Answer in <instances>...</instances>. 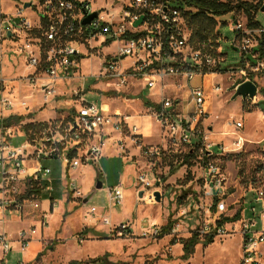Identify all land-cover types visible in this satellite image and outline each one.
Masks as SVG:
<instances>
[{
  "label": "built area",
  "instance_id": "2783aa9c",
  "mask_svg": "<svg viewBox=\"0 0 264 264\" xmlns=\"http://www.w3.org/2000/svg\"><path fill=\"white\" fill-rule=\"evenodd\" d=\"M14 1L12 12L0 9V225L6 222L5 217L9 214L21 215L27 208L42 211V218L37 227H20L15 237L4 229L0 231V264H10L15 243L20 251H25L38 236L43 246L46 217L53 213L59 202L55 181H59V195L65 200L82 201L86 198L72 173L100 160L103 146L113 130L120 131L127 124L134 140H141L139 126L129 125L120 112L111 113L87 100L85 89L81 87L70 91L75 101L72 106L62 110L56 118L43 121L39 130L30 129L33 138L27 136L20 124L6 123V119L16 116L22 117L21 123H27L31 113L29 99L39 92L43 93L44 103L62 97L58 95V86L65 87L71 79L82 77L80 67H74L85 56L80 46L98 38L116 42L115 53L103 62L100 75L120 88L128 83H138L142 86L138 94L144 93L151 102L145 104V115L156 121L164 143L161 147L142 148L138 144L149 159V165H155V158L162 155L196 152L205 173L204 194L211 199L209 212L215 211L222 216L228 209L224 199L226 187L223 186L227 180L228 155L255 150L254 159L261 165L258 181L249 184L240 209L232 217L224 216L227 219L223 223H220L222 217L213 225L204 223L196 233L214 237L238 232L241 237L240 264H264V137L258 141L247 140L243 135V120L231 114L224 117L226 122L223 123L231 131L221 134L232 135L235 139L229 145L214 142L212 137L216 133L209 122L213 117L212 93L220 92L222 87L207 83V79L225 73L230 80L229 86L236 90L241 83L254 81L253 75L264 71V58L256 51L259 38L264 34V25L260 22L258 27H250L245 20L233 21L231 30L235 37L231 47L240 55V60L226 70L223 68L226 54L222 44H211L210 48L206 44L199 48L193 46L183 9L170 0H105L108 8L97 9L93 7L97 0ZM28 2L30 6L25 7ZM26 9H33L35 18L28 16ZM93 12L96 16L89 23H83ZM140 18L142 22L136 25ZM5 41L10 44V51L24 57L26 72L15 78L5 75L3 59L8 52L3 45ZM125 59H130V63L123 67ZM194 78L199 79L198 83L192 84ZM16 82L22 91H16ZM185 91L188 98L184 97ZM244 100L256 106L258 97ZM224 118L214 117L220 121ZM262 118L264 120V112ZM16 132L19 137L25 136L18 147L11 143ZM54 160L61 164L62 171L57 178L53 176L54 167L47 164ZM137 182L144 190L152 187L148 172H139ZM35 184H45L43 192L27 195L28 188ZM248 192H252L253 200L260 205L258 216L256 206L246 204ZM108 196L111 207L121 204L123 187L110 188ZM147 197L154 199V192ZM44 198L49 201L45 209L42 208ZM85 214L87 221L98 219L107 225L110 236L124 237L129 233V224L114 223L109 215L100 216L95 206L89 207ZM147 227L145 235L159 236L163 230L153 223ZM77 240L83 242L84 236L79 235ZM17 264H31V261Z\"/></svg>",
  "mask_w": 264,
  "mask_h": 264
},
{
  "label": "rangeland",
  "instance_id": "374dc122",
  "mask_svg": "<svg viewBox=\"0 0 264 264\" xmlns=\"http://www.w3.org/2000/svg\"><path fill=\"white\" fill-rule=\"evenodd\" d=\"M246 1L257 3L260 0ZM15 2L14 0H0L2 10L7 13L12 12ZM93 7L95 9L108 8V1L97 0ZM26 14L32 18L36 16L33 9H26ZM237 18L245 20L243 13H238ZM257 18L264 25L262 9ZM218 21L216 30L220 33L222 49L226 54L223 68L228 70L235 63L238 64L240 60V55L231 47V41L235 37L231 30L233 19L231 14H228L218 18ZM3 45L7 49L8 42L5 41ZM80 49L85 56L75 63L74 67H81V79L75 77L68 81V86L63 87L60 84L57 88L58 95L64 96L63 99L66 101L52 99L50 103H44L42 92L36 94L35 101L29 99L32 107L37 102L41 108L39 117L42 121L54 119L62 113V110L72 106L71 102H75L71 98L72 88L81 87L83 89L85 87L84 96L87 100L100 104L101 101L108 98V110L111 113L120 111L126 121L131 117L129 123L141 127L144 132L143 136L149 137V139L135 141L127 124L122 129L120 128V131L113 130L103 146L100 160L96 164L72 173L82 189L83 198H89V200L84 201L83 199L76 203L77 206L72 207L73 201L65 203L64 198L58 194L59 202L53 213L46 217L48 223L42 233L43 246L38 240V236L28 244L25 251H20L18 243H15L14 250L10 254V264H17L20 261H31V264L88 262L90 259L102 257L105 254H109V260L113 262H129L130 264H240L241 237L238 232L214 235L210 242H207L208 238L204 235H197L193 253L187 258L184 257L185 252L181 242L194 236L204 223L213 225L218 218L232 217L240 209L243 203L242 196L249 190V184L243 180L242 175H238L239 163L244 161L248 172L252 165L251 161L256 155L255 150L243 153L244 156L239 158L237 163L234 160H228L226 164L227 180L223 185L226 187L224 199L228 209L223 212L222 216L215 211L209 212L211 199L204 194L205 173L203 174L197 156L185 161L180 159L178 162L175 157L173 165L176 167V172L170 174V166L167 165L169 161L167 160L172 159V155L155 158V165L150 166L149 159L141 151L143 146L161 147L164 141L160 137V141L148 143L149 140L154 142L159 139L160 129L153 118L145 115L144 98L148 96L144 93L138 94L142 86H139L138 83H136L137 85L128 83L120 88L108 78L100 75L103 62L108 60V55L115 53L116 42L110 43L108 39L98 38L87 45L80 46ZM12 58H16L18 62L14 64ZM123 63L124 66H122L125 67V64L130 63V59H125ZM3 66L7 77L13 75L17 77L26 72L21 57L10 54V52L5 53ZM98 76L100 79L96 80ZM253 78L258 87L256 106H251V102L242 97L233 99L235 90L229 86L230 80L227 74L218 73L207 79L208 85L220 84L222 87L220 92L212 93L211 113L213 117L209 122L213 123L214 132L224 130L226 127L221 125L226 122L224 117L233 113L235 118L240 117L243 120L245 124L243 134L247 140L258 141L264 137V120L262 119L264 92L260 91L264 87V72L253 75ZM198 81V78H194L191 82L196 84ZM104 83H108V85ZM184 97L188 98L187 91H185ZM191 106L192 103L188 105V108L191 109ZM215 115H220V119L224 118V121L222 120L221 123L215 121ZM17 133L11 140L15 147L21 146L25 140ZM232 139L235 137L222 135L212 137L214 142H223L226 145L230 144ZM138 144L141 145L140 152ZM166 154L173 153L167 152ZM165 157L166 161H164ZM47 164L57 168L61 165L59 161L55 160L48 161ZM139 172L149 173L152 187L144 190L139 185L136 180ZM98 181L102 182L100 188L96 187ZM117 185L123 187L124 198L121 204L111 207L108 190ZM155 191L161 193L160 201L156 200L155 195L154 199L147 198V195ZM48 204L47 198L42 199L43 209L47 208ZM246 204L248 206L255 205L256 216H258L260 205L253 200L252 192L246 194ZM91 206L98 209L100 216L108 211V215L115 223L129 221L130 223L126 222L130 225L129 233L124 237L110 236L109 227L96 219L91 224L94 230L87 234L90 228L84 219L87 209ZM41 214L42 211H35L31 208H27L21 215L9 214L5 217L6 222L0 225V231L4 229L15 237L19 227H37L42 218ZM152 223L158 227H165L166 230L162 231L159 236L145 235L144 229ZM79 235L85 238L82 243L76 240ZM39 251H43V254L37 256Z\"/></svg>",
  "mask_w": 264,
  "mask_h": 264
},
{
  "label": "trees",
  "instance_id": "16d2710c",
  "mask_svg": "<svg viewBox=\"0 0 264 264\" xmlns=\"http://www.w3.org/2000/svg\"><path fill=\"white\" fill-rule=\"evenodd\" d=\"M174 5L183 9V15L185 17L188 28L190 29V42L196 48L202 47V45L206 44L208 48L210 45L218 46L221 44V38H219V32L216 30L218 24V18L223 17L225 15L231 14L233 21L239 20L237 18L238 13H243V18L247 22V25L250 27H258L260 25V21L257 16L258 13L263 8V1L260 0L257 3L246 1V0H170ZM220 25V23H219ZM218 25V26H219ZM220 28V26L218 27ZM256 51L259 53L260 58H264V34L259 38L258 47ZM264 72V71H263ZM260 91L264 92V87L260 89ZM145 104L150 105L151 102L144 98ZM22 117H9L6 119L7 125L11 124H20V128L25 131L29 138H33V134L29 131L33 129L34 131L39 130L42 122H27L21 123ZM196 152L183 153V154H174L172 155V159H168L165 157L164 161L169 165L170 174L176 172V167L174 158L176 157L177 162L181 159L182 161L191 159L196 157ZM242 154H229L228 160H234L237 163V160L243 157ZM252 165L248 172L246 171V163L244 161H240L239 163V173L238 175L243 177V180L247 183L257 184L258 176L257 172L260 171L261 165L256 159H253ZM35 184L33 187H29L27 190V195L36 194L39 195L43 192V187ZM47 196V193H46ZM238 218V215L235 217ZM227 218L222 217L220 223H223ZM165 227H163L162 231H165ZM197 233L194 236H191L186 241H182L185 255L184 257H189L193 253L194 245L197 242ZM208 238L207 242L213 240V236H206ZM43 254V251L39 252L38 255ZM37 255V256H38ZM69 264H130L129 262H113L109 260V254H105L102 257H98L95 259H90V261H72ZM150 264V263H146Z\"/></svg>",
  "mask_w": 264,
  "mask_h": 264
},
{
  "label": "crops",
  "instance_id": "0c3cea01",
  "mask_svg": "<svg viewBox=\"0 0 264 264\" xmlns=\"http://www.w3.org/2000/svg\"><path fill=\"white\" fill-rule=\"evenodd\" d=\"M14 8V7H13ZM0 9L2 10V8H1V4H0ZM3 11V10H2ZM7 13V12H6ZM9 43H8V45H7V48H8V52H10V54H14V55H16V56H19V57H21V59H22V62H23V64H24V57H22V56H20V55H18V54H15L13 51H10L9 50ZM84 57V56H83ZM82 57V58H83ZM81 58V59H82ZM12 62H14V64H16L17 62H18V60L16 59V58H12ZM80 67V66H79ZM80 72H81V67H80ZM4 71H5V68H4ZM100 72V71H99ZM11 78H15V75H13V76H10ZM18 77V76H17ZM100 79V77L98 76L97 78H96V80H99ZM72 80V79H71ZM105 85H108V83H104ZM263 84H264V80H263ZM15 86H16V91L19 89V90H21L22 91V88H21V86H19V84L16 82L15 83ZM66 86H68V83H67V85ZM84 89H85V87H84ZM97 91H98V89H97ZM99 92V91H98ZM100 93V92H99ZM100 94H102V93H100ZM63 97L64 96H62V97H58L57 99H55V100H57V101H61V100H63V101H66L65 99H63ZM108 97V96H107ZM34 101H35V99H36V96H35V98H32ZM31 99V100H32ZM31 100H29V105H30V108H31V113L29 114V116L28 117H30L29 119H28V122H43L42 121V119L39 117V115H40V111H41V108L38 106V104H37V102H36V105L34 106V107H32L31 106ZM226 100V99H225ZM67 102H70V101H67ZM71 105H73V103L71 102ZM99 105H101L102 106V108L103 109H105V110H107L108 111V109H109V107H108V98H105L103 101H101L100 102V104ZM19 110H21V109H19ZM21 112H22V110H21ZM118 112H120V111H118ZM227 113V112H226ZM232 115H233V113H231ZM224 115H226V114H224ZM228 115V114H227ZM128 120H127V122H128V124L129 125H131L130 123H129V121H130V119H131V117H129V118H127ZM210 119H212V118H210ZM209 119V120H210ZM263 119V118H262ZM215 121H218V122H220L221 123V121L220 120H216V119H214ZM212 124V126H213V130H214V125H213V123H211ZM133 125V124H132ZM136 125V124H135ZM221 125L222 126H224V127H226L224 130H222V131H220V132H215L216 134L215 135H222V136H226V137H233L232 135H223V134H221L222 132H226V131H231V128L230 127H227V126H225L223 123H221ZM138 126V125H137ZM244 128H245V124H244ZM243 128V129H244ZM139 135H141L142 137H141V139L143 140V139H149V137H144L143 136V134H144V132L141 130V127H140V130H139ZM215 135H213V136H215ZM244 135V134H243ZM20 137H23V136H20ZM161 137V133H160V135H159V139L158 140H156V141H148V143H155V142H157V141H160V139L162 138H160ZM23 138H25V136L23 137ZM232 141V140H231ZM250 141H255V140H250ZM219 143V142H218ZM226 145V144H225ZM227 145H229V144H227ZM253 147V145H250V147ZM139 148V147H138ZM139 152H140V148H139ZM58 166V165H57ZM57 167H54V172H53V176L54 177H59L60 176V174H61V167H59V168H57ZM136 180H137V176H136ZM54 186H55V188L57 189V191L55 192L56 194H61L60 193V188H61V185H60V183H59V181H55V183H54ZM62 197H63V195H62ZM64 198V197H63ZM147 198H149V197H147ZM64 200H65V198H64ZM89 200V198H86V199H84V201H88ZM68 201H71V200H65V203H67ZM75 206H77L76 205V203L74 202V205L72 206V207H75ZM113 207V206H112ZM108 212V211H107ZM106 212V213H107ZM104 214V216L105 215H108V213L107 214ZM11 214H14L15 216H16V214L17 213H11ZM50 215V214H49ZM87 223H86V225L88 226V228H90V230H88L87 231V234L89 233V232H91L92 230H94V227L91 225L92 224V222L90 221H87L86 220V218L84 219ZM97 221L98 222H101L100 220H98L97 219ZM126 222H129V221H126ZM115 223V222H114ZM130 223V222H129ZM20 228V227H19ZM82 234V233H81ZM87 237V236H86ZM85 239V238H84ZM76 240H77V238H76ZM78 241V240H77ZM79 242V241H78ZM80 243V242H79ZM82 243V242H81ZM40 252V251H39ZM38 252V253H39ZM38 255V254H37Z\"/></svg>",
  "mask_w": 264,
  "mask_h": 264
},
{
  "label": "water",
  "instance_id": "95a60500",
  "mask_svg": "<svg viewBox=\"0 0 264 264\" xmlns=\"http://www.w3.org/2000/svg\"><path fill=\"white\" fill-rule=\"evenodd\" d=\"M30 6V2L25 3V7ZM262 11H264V7L262 8ZM96 16V12L91 13L90 15H88L84 20L83 23H89L91 21V19L93 17ZM142 22V18H140L137 22L136 25L140 24ZM258 91V87L256 85V83L254 81L248 80L245 81L243 83H241L235 90L234 95H233V99L237 98V97H242L243 99H246L247 97H254L257 94ZM157 184H159L157 182ZM97 188L102 187V182L98 181L97 183ZM154 195L156 196V200L160 201L161 199V193L159 191H155Z\"/></svg>",
  "mask_w": 264,
  "mask_h": 264
}]
</instances>
